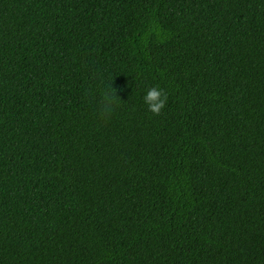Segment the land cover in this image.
I'll return each instance as SVG.
<instances>
[{"label":"trees","instance_id":"16d2710c","mask_svg":"<svg viewBox=\"0 0 264 264\" xmlns=\"http://www.w3.org/2000/svg\"><path fill=\"white\" fill-rule=\"evenodd\" d=\"M0 264H264V0H0Z\"/></svg>","mask_w":264,"mask_h":264},{"label":"clouds","instance_id":"9594fccd","mask_svg":"<svg viewBox=\"0 0 264 264\" xmlns=\"http://www.w3.org/2000/svg\"><path fill=\"white\" fill-rule=\"evenodd\" d=\"M148 110L154 115H160L167 103V94L163 89L152 87L147 90L143 97ZM121 99L117 95V89L113 87V78L110 83L99 90L96 99L97 117L103 122L111 119L116 109L119 107Z\"/></svg>","mask_w":264,"mask_h":264}]
</instances>
